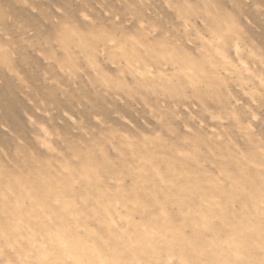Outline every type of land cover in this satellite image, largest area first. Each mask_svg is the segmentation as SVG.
Here are the masks:
<instances>
[{
    "label": "rangeland",
    "instance_id": "1",
    "mask_svg": "<svg viewBox=\"0 0 264 264\" xmlns=\"http://www.w3.org/2000/svg\"><path fill=\"white\" fill-rule=\"evenodd\" d=\"M0 264H264V0H0Z\"/></svg>",
    "mask_w": 264,
    "mask_h": 264
}]
</instances>
